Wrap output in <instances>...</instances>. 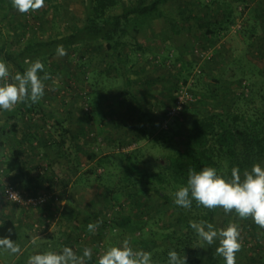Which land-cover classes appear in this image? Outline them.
<instances>
[{
	"label": "rangeland",
	"instance_id": "rangeland-1",
	"mask_svg": "<svg viewBox=\"0 0 264 264\" xmlns=\"http://www.w3.org/2000/svg\"><path fill=\"white\" fill-rule=\"evenodd\" d=\"M178 2L189 5L187 9L200 13L199 6L208 4L209 7L216 8L224 1L178 0ZM178 2L170 1L166 6L167 10L169 9L176 15V18L154 20L149 29H144L143 33H139L135 37L136 44H132L133 47L139 45L137 41L139 40L146 46L145 49H142L139 45L140 49L133 52L135 56L131 55L132 58H136L132 69L139 71L136 72L137 79L133 83V95H137L138 100H141L143 105L150 108L156 115L158 126L149 141L163 134L162 139L160 138L156 142L158 144L154 146L147 140H134L137 137L133 134L135 131L132 130L130 123L135 117L131 114L126 113L121 119L116 118V114L119 112L117 96L123 82L114 71H110L108 76L106 60L102 58L103 51L96 47L89 50L85 47H78L65 60L58 55L52 58L50 71H47L52 79L44 81V96L38 102L41 106L35 105V110L29 113L30 118L27 121L33 120L35 126L36 124L41 125L39 129L50 125V131L54 136L52 139L58 141L65 137V147L72 145V148L75 149L78 146V150H74V153L77 156L82 155L84 164L88 163L87 152L88 154L92 151L96 152L99 157L85 170L95 166L99 167L98 164L101 160L107 161L108 165L119 162L121 155L130 151L125 152L121 148H127L131 142H135L134 149H140L138 157L142 161L141 166L149 170H157L158 166L154 163L155 158L157 156L159 158L165 145L170 147V144L175 142L170 140V137L176 134L175 132L184 133L187 131L188 120L221 108L220 103H224L223 108L229 107L230 112H243L245 108H250L251 106L243 101V97L246 96L243 93L246 92L243 82L249 84V79H254L264 90V78L260 73L264 72V0H253L247 2L246 5L228 0L225 7L229 5V7L236 8L238 14H232L235 22L228 30L222 31L220 38L215 42L209 35L202 34L195 28L196 25L194 26L195 23L191 17L186 16L185 13L182 14V11L179 13ZM56 4L58 13L54 12L52 8V5ZM85 12L86 7L82 0H45L42 9L21 14L12 7L11 0H6L2 4V8L0 6V46L9 50L10 42L17 37L19 38L17 44L20 46L23 41L32 37L47 39L51 32L56 35L62 31H70L72 27L77 28L79 25L78 22L69 19L70 15L83 18ZM65 13L66 18L63 16ZM217 15L221 17L218 12ZM66 19H69L68 21L71 23H67ZM211 23L214 24V21L212 20ZM132 46L130 45V48ZM216 58L218 59L217 63L215 62ZM0 61H3L1 57ZM181 61L187 62L188 67L187 70L185 69L179 74ZM5 63L10 68V65ZM10 70L12 71V67ZM203 71L207 73H203ZM209 72L221 75V81L215 89L218 92L216 99L209 96L211 91L210 77L207 76ZM241 78H245V80L239 84ZM54 80L58 81L56 85L53 84ZM90 82H94L97 87L103 90V96H101L103 109L97 116L100 120L103 117V120L108 121L106 128L100 126L98 121L92 122L86 118V115L92 113L91 108L89 112L84 111L86 103H89L91 107ZM181 85L188 88L192 94V100L185 105L178 116L169 121L168 128L163 129L161 121L170 106L169 103L173 101ZM53 88L54 90H50ZM216 100L219 103H215ZM255 100L254 105L259 106L261 103L259 97ZM126 101L131 102L127 97ZM3 111L0 109V123L5 119ZM48 112L52 114L50 117L46 116ZM55 119L63 122L66 131L60 129L57 134L58 130L54 125ZM72 131L76 132V138H73V141L66 140L67 135ZM168 138L171 143L164 142ZM46 148L51 154L44 149L46 157L39 155L40 159H37L35 156L33 166L37 167L35 171L42 172L44 178H49L51 173L53 177L62 172L60 166L54 162L57 161L61 164L64 159L58 161L55 153L52 152L54 148L48 146ZM9 153L10 150H6V148L0 149V217L13 210L31 211L39 209L47 203H52L47 200L46 204L40 207L26 209L4 198L2 188L13 181V178L6 174L3 166L5 157ZM99 168L102 172V167ZM17 187L21 192H33V190L30 191L20 185ZM37 192L53 191L47 190V186L44 185L42 190ZM58 196L59 200L53 203L61 205L63 203L62 196ZM108 210L109 212L104 215L106 217H103L107 220L108 228L105 229V233H102V237L97 236L93 241L95 253L101 244L105 251L109 246H119L127 238L134 249L151 252L153 264H167L168 245L177 241L184 245L172 250L177 251L181 256L186 255V264H192L199 255L201 239L193 231L191 235L185 237V242L182 241L179 236L187 234L184 222L178 219V214L170 208V205L162 203L155 196L146 198L143 205L135 207L133 211L127 207L123 208L122 211L126 215L132 212V222L137 223L136 228L132 226L133 229L127 230V232H122L117 227H115L117 229H112V225L115 223L113 220L120 212L118 207L110 208L109 206ZM230 222L236 223L241 233L242 247L236 254V264H264V229L259 228L251 218L241 220L236 214L227 218L220 228L226 227ZM217 246L218 242H216L215 248ZM11 255L13 254L0 248V264H9ZM216 258L218 264H225L222 257L216 255ZM15 264H22V260L20 259Z\"/></svg>",
	"mask_w": 264,
	"mask_h": 264
},
{
	"label": "trees",
	"instance_id": "trees-1",
	"mask_svg": "<svg viewBox=\"0 0 264 264\" xmlns=\"http://www.w3.org/2000/svg\"><path fill=\"white\" fill-rule=\"evenodd\" d=\"M82 1L86 7L83 18H77L73 14L69 17L70 20L78 22L77 28L72 27L70 31H62L56 35L51 32L47 39L32 37L23 41L20 46L17 44L19 38H13L14 41L9 44L11 48L13 47L12 50H10L11 48L6 50V48L0 46V57L10 65V68L12 67V71L9 68V72L14 75L16 72L23 73L27 67L23 63L26 58L41 60L45 65V71H50V62L57 55V45H63L67 51V55L63 56L64 60L68 59L78 47H85L88 50L94 47L102 49V58L106 60L108 76L110 71H114L116 76L121 77L123 82L117 96L119 112L116 114V118L121 119L126 113L131 114L135 117L130 123L132 130L135 131L133 134L137 137L134 140H147L155 146L158 144L156 142L160 138L162 139L163 134L149 141L158 126L157 117L150 108L143 105L141 100H138L137 95H133V83L136 81V75L139 71L132 69L136 58H132L131 55L135 56L133 52L138 51L140 46L133 47L132 44H136L134 35L154 20L176 18V15L169 9L167 10L166 6L170 1L178 2V0ZM223 1L216 8L209 7L208 4L199 6L200 13L187 9L189 5L180 2H178V9L179 13L182 11V14L185 13L186 16L192 18L196 29L201 31L202 34L209 35L212 41L215 42L220 38L221 32L228 30L235 22L232 14H238L236 8L229 7V5L225 7L228 0ZM251 1L253 0H234L235 3H245L244 5ZM4 2L6 0H0L1 8ZM52 8L54 12H59L57 4L52 5ZM216 11L221 14V17L217 15ZM63 16L66 18V13ZM211 18H214L212 19L214 24L211 23ZM69 19H66L67 23H71L68 21ZM130 45L132 48H130ZM215 62H218L217 58ZM180 64L179 74L185 69L187 70L188 67L187 62L181 61ZM203 73L207 72L203 71ZM260 73L264 78V72L261 71ZM40 75L42 76L43 73H40ZM207 76L210 77L209 87L211 91L209 96L216 99L218 98V92L215 89L221 81V75L217 73L210 74L209 72ZM244 80L245 78H241L238 83L241 84V81ZM248 83L243 82V87L246 89V92H243L246 95L243 97V101L250 105V108H245L243 112H230L229 107L223 108L224 103H220L221 108L204 116L191 118L188 120L186 132H175L176 134L170 137V140L172 139V142H175L171 143L169 138L164 141L171 144L170 147L165 145L159 158L158 156L155 158L154 163L158 166L157 170L142 167V161L138 157L140 149L133 148L127 154H122L120 161L117 163L114 162L108 165L106 164L107 161L101 160L98 165L102 167V172H99V167L95 166L77 174L79 177L91 178L93 183L100 184L106 192L103 199L104 211L98 213L96 217V221H102V223L97 228L95 237H102V233H105V229L108 228L107 220L100 218L99 215L106 217L104 215L109 212V206L110 208L118 207L120 210L119 215L113 220L115 222L112 225L113 230L119 228L120 231L127 232L133 227L136 228L137 223L135 221L130 223L132 212L126 215L122 210L127 207L130 211H133L135 207L142 206L145 199L150 196H155L162 203L170 205V208L178 214V219L184 222L187 234L179 236L184 242L185 237L193 232L189 227V221L199 222L205 220L212 223L216 228H220L227 221V218L235 215L234 212L225 214L220 208L206 209L203 206H198L195 201H193L190 208H182L174 203V193L179 186H186L189 168L200 171L203 167H214L217 169L218 174H222L224 178L229 179L232 167H239L241 174L244 170L250 171L251 166L256 163L264 167V90L254 79H249ZM89 86L92 92L90 102L92 113L86 115V118L89 121H98L99 124H104L106 122H104L103 117L100 120L97 116L103 109L101 104L103 90L97 87L94 82H90ZM126 97L131 102H127ZM257 97L261 102L259 106L254 105ZM173 102L174 99L169 103L168 108L172 106ZM215 103H219V101L216 100ZM35 105L39 106L38 103L30 106L24 103L18 104L17 109L9 116L13 119L9 130L16 131L17 123L15 119L18 117L17 115L22 114V111L26 114L33 112ZM56 122L57 126L62 127L63 122ZM62 130L66 131L65 128H62ZM63 144L64 140L60 139L57 142L54 141L52 147L69 162L68 174L76 175L79 171V167L75 162L78 156L63 150ZM129 144H135V142ZM96 155L97 153L93 151L88 154L90 158ZM23 156V152L19 148H14L4 161L6 174L12 173L15 176L14 179H16V181L13 180L9 184L17 190H19L17 186L22 182L21 178L25 172L26 161ZM34 180L37 183L39 180L43 181L39 176H36V178L29 177L30 184ZM34 184L36 187V183ZM51 187L50 184L47 186L50 189ZM26 193L36 195L39 192L33 189V192ZM5 236H10L14 242L18 239V227L10 218L0 220V238ZM98 239L101 240V238ZM182 245L184 244H180L178 241L168 245V252ZM215 246L216 243L209 246L201 240L199 255L193 260L192 264H218ZM94 262L95 259L93 264Z\"/></svg>",
	"mask_w": 264,
	"mask_h": 264
},
{
	"label": "clouds",
	"instance_id": "clouds-1",
	"mask_svg": "<svg viewBox=\"0 0 264 264\" xmlns=\"http://www.w3.org/2000/svg\"><path fill=\"white\" fill-rule=\"evenodd\" d=\"M11 4L19 13L25 14L42 9L45 0H11ZM56 53L60 57L67 55L63 45H57ZM23 63L27 65L23 73L11 75L6 63L0 61V109L4 111L11 112L20 103L29 106L38 103L44 96V81L52 79L41 60L26 58ZM57 83L53 81L54 85ZM11 197L20 201L15 193H11ZM193 201L209 210L220 208L225 214L234 212L241 220L251 218L259 228L264 229V167L256 163L250 171L244 170L242 174L239 167H232L229 179L218 174L214 167H203L200 171L189 168L186 186H179L175 191L174 203L188 209ZM100 223L102 221L89 223L87 230L94 233ZM189 227L206 245L218 242L215 253L223 258L225 264H236V254L242 247L236 223L216 228L212 223L200 220L189 221ZM38 239L40 237H33L32 244L36 245ZM0 248L12 254L21 251L10 236L0 238ZM167 256V264H186V255L181 256L175 250H170ZM91 259L92 249L89 247L83 249L82 255H77L72 248L64 246L58 252L48 250L32 254L27 264H88ZM96 264H153V261L151 252L134 249L126 238L119 246H109L100 253Z\"/></svg>",
	"mask_w": 264,
	"mask_h": 264
},
{
	"label": "crops",
	"instance_id": "crops-1",
	"mask_svg": "<svg viewBox=\"0 0 264 264\" xmlns=\"http://www.w3.org/2000/svg\"><path fill=\"white\" fill-rule=\"evenodd\" d=\"M150 26H152V24L148 25V27H143L139 33H143L145 31L144 29H149ZM138 34H135L134 36L137 37ZM137 41L142 49H145V44L139 42V40ZM38 105L41 106L40 104ZM16 109L17 107H15L14 110ZM14 110L11 112L3 111L5 119H3L0 123V149L6 148V150H10L11 152L14 148H19L23 152L26 164L24 166L25 172L21 178L22 182L19 183V185L21 184L22 187L28 188L30 191L33 189L41 191L44 185L48 186L50 184L52 187L51 189L47 188V190L50 189L53 193L57 192V195L62 196L63 205L55 204L53 203V200H50L52 203H45L46 205L39 209L31 211L25 209L22 211L13 210L11 212H6L4 216L1 215L3 217H0V220L2 218H10L18 227V239L15 243L20 246L21 251L18 254L11 255L9 258L11 261L8 263L15 264L21 259L22 264H27L28 257L32 254L42 253L48 250L58 252L62 249V247L67 246L72 248L77 255H82L85 247L91 248L92 259L88 261V264H93L95 259V244L93 241L96 231L94 233L89 232L87 230V225L89 223H96L98 213H102L104 211L103 199L104 195L106 196V192L100 184L93 183L91 178L79 177L77 174L84 171L90 163H94L99 156L96 155L93 158L87 156L88 163L84 164L82 161V155L80 154L76 161V165L79 167L78 173H76V175H67L68 168L70 166L69 162L65 157L59 155L60 153H58L56 149H53L52 152L55 153L58 161L64 159V162H61V164L57 161L54 162V164H58L60 166V170L62 172L60 174H55L53 177V174L50 172L51 175L49 178H44L42 172L35 171L37 167H34L33 164L35 156L37 159H40L39 155L46 157V152L51 154V152L46 148V146L53 148L52 144L56 141L52 139L54 136L52 131H50L51 127L50 125H46L44 129H39L41 125L38 126L36 124L35 126L33 120L27 121L30 116L22 111V114H18V117L15 119L17 123L16 131H10L9 126L13 122V119L9 118V116L12 112H14ZM51 115L52 114L49 112L46 114L48 117ZM42 116H45V114H42ZM54 121L58 134L59 130L64 128V125L62 123V127H59L56 122L59 121V119H55ZM104 122L106 123L100 124V126L106 128L108 121L104 120ZM113 127L116 126L113 125ZM47 133L48 135H45ZM67 137L68 138L66 140L73 141V138H76V132L72 131L71 134L67 135ZM61 139L65 141V137H62ZM70 143L72 142L70 141ZM65 144L66 143L63 144L62 149L75 155L74 150H78V146L73 149L72 145L65 147ZM86 155H88V152ZM98 171L100 172V168H98ZM8 175L16 181V179H14L15 176L12 173H8ZM36 176H39L43 179V181L39 180L37 183L34 180L33 183L31 181L32 184H30L29 177L36 178ZM34 183H36V187H33ZM99 217L103 218L101 215H99ZM132 221L133 218L130 222ZM36 236L40 237V239L37 240L36 245H33L32 239Z\"/></svg>",
	"mask_w": 264,
	"mask_h": 264
},
{
	"label": "built area",
	"instance_id": "built-area-1",
	"mask_svg": "<svg viewBox=\"0 0 264 264\" xmlns=\"http://www.w3.org/2000/svg\"><path fill=\"white\" fill-rule=\"evenodd\" d=\"M192 100V94L188 91V88L186 86L181 85L174 97V102L170 108L165 113L164 119L161 121V128L167 129L169 121L175 118L176 116L179 115V113L182 111V109L185 107V105ZM90 110V105L89 103L85 104L84 106V111L89 112ZM134 144L129 145L127 148L124 147L122 148V151H129L133 149ZM11 193H15L18 195L20 201H17L15 197H11ZM2 195L4 198L12 203H17L18 205L26 208V209H34L37 207L42 206L47 202V200H53V201H58L59 196L53 192H39L36 195H30L27 194L26 192H21L20 190L15 189L12 185L6 184L2 188ZM104 250L101 246H98V250L95 253V262L96 264L98 255L102 253Z\"/></svg>",
	"mask_w": 264,
	"mask_h": 264
}]
</instances>
